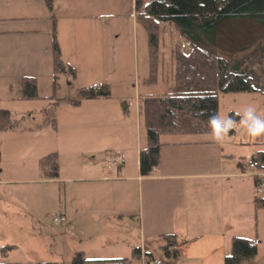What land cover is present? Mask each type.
<instances>
[{
    "label": "rangeland",
    "instance_id": "374dc122",
    "mask_svg": "<svg viewBox=\"0 0 264 264\" xmlns=\"http://www.w3.org/2000/svg\"><path fill=\"white\" fill-rule=\"evenodd\" d=\"M134 1L51 0L49 9L44 0H0V27L10 28L16 18L22 19L17 24H26L25 18L34 17L41 31L39 36L0 38V124L16 123L20 129L0 131V180H8L0 182V245H15L5 258L0 254V262L71 264L74 252L84 249L85 255L93 259L126 257V264H142L141 259L130 258V249L124 244L108 246L85 239L80 242L77 229L54 222V215L59 213L56 202L61 182L33 180L39 178L38 158L49 152L59 156L63 174L74 171L80 177L89 170L84 164L73 166L70 158L85 162L92 155L95 159L108 157L116 161L118 157L124 158L121 150L130 153L135 151L137 143L145 145L144 109L150 101L171 90L175 67L173 49L179 45L186 50L189 38L182 36L172 24L160 23L158 70L155 82L148 83L147 34L134 21ZM233 20H244L253 26L256 34L264 32L251 18ZM54 39L61 60L75 70L74 79L68 73H60L55 85L52 83ZM8 50L11 53L5 57L4 52ZM23 76L36 78L40 98L17 99ZM102 83L109 86L108 98L88 100L78 95L80 89ZM51 94L52 99L43 98ZM218 95L221 117L229 110L243 111L240 104H231L225 97L222 99V93ZM49 108L54 112L55 129L42 125V110ZM259 113L264 114V104ZM73 123L85 124V127L71 131L68 126ZM36 125L40 128L36 129ZM235 131L231 141L247 139L239 126ZM170 137L163 134L159 140ZM252 141L257 144L223 145L225 154L231 155L224 162H229L230 170L240 175V216L234 224L228 223V227L239 228L238 233L244 237L258 236L257 255L251 263L244 264H264V209L257 208L254 201L255 197L264 196L257 191V186H264V175L255 186L259 169L253 171L247 165L255 151L264 150V136ZM100 145L108 148L102 153ZM13 204L23 206L28 214L27 223L20 216L3 212ZM162 245L161 239L149 242L154 260L166 259Z\"/></svg>",
    "mask_w": 264,
    "mask_h": 264
},
{
    "label": "crops",
    "instance_id": "0c3cea01",
    "mask_svg": "<svg viewBox=\"0 0 264 264\" xmlns=\"http://www.w3.org/2000/svg\"><path fill=\"white\" fill-rule=\"evenodd\" d=\"M12 21L14 22L10 28L0 27V38L18 39L41 34L38 29L39 24L34 17L25 18L23 21H27L26 24H17L20 23L18 21H22L21 18ZM261 44H263V52L259 57L257 45L242 54L249 57L248 73L256 91L222 93V99L225 97L229 103L240 104L243 108L253 106L257 115L264 118V114L259 113L264 104V100H259L264 99V43L262 40L258 47ZM10 53L11 50L4 52L5 57ZM97 99L105 98L88 100ZM259 101H261L260 106ZM231 111L242 112L229 110ZM36 126V129L40 128ZM68 127L73 131L76 128L85 127V124L79 126L73 123ZM17 130L20 131L18 127L9 129L14 132ZM29 130L32 129L29 128ZM163 134L171 137L160 141V136ZM235 134L234 130L228 135L231 138L225 139L222 143H216L210 134L161 133L158 136V165L148 176L140 174L139 151L145 145L137 143L135 151L128 153L121 150L124 158L118 157L116 161L108 157L98 158V160L92 155L85 162L70 158L73 166L84 164L89 170L85 173L86 175L80 177H76L74 171L73 174L71 172L63 174L57 155L58 178L44 179L38 169L39 178L33 180H40L42 183L61 182L62 186L56 203L58 212L64 215L65 221L60 223L64 228L77 229L79 239L81 238L80 242L85 239L108 246L121 243L130 249V258L131 250L136 248L140 252L139 259L142 260V264H145L153 259L149 252L151 250L149 242L153 239L163 240L162 249L166 243L165 236H171L178 247L177 251L166 254L162 250L166 259H156L159 264H223L224 257L230 252L228 247H230L231 238L245 236L238 233L239 228L235 230L228 227V223L234 224L240 216V175L236 170H230L232 166L229 162H224L226 157L230 158L231 155L225 154L223 145L251 147L250 144H257L249 136L247 139L231 141ZM99 147L102 153L108 148L103 145ZM121 160H123L122 163ZM259 171L264 175V170ZM260 177L254 181L255 186ZM0 182H8V180H0ZM3 212L20 216L27 223L28 214H25L26 211L22 205L13 204L11 208ZM256 237L258 236L244 238L252 239L260 244ZM5 245H13L15 248L14 244L8 243L0 246ZM75 252H82L85 255L84 249H78ZM38 263L49 262L40 261L36 264Z\"/></svg>",
    "mask_w": 264,
    "mask_h": 264
},
{
    "label": "trees",
    "instance_id": "16d2710c",
    "mask_svg": "<svg viewBox=\"0 0 264 264\" xmlns=\"http://www.w3.org/2000/svg\"><path fill=\"white\" fill-rule=\"evenodd\" d=\"M44 1L51 9V0ZM133 9L135 22L140 24L147 34L148 83L156 80L160 23L172 24L182 36L189 38L186 50L179 45H175L173 49L175 67L171 90L150 101V108L147 106L144 109L146 144L139 151V171L142 176H148L158 165V136L161 133L210 134L208 118L212 114H218L219 93L256 91L248 73L249 57L242 54L257 45L259 57L263 52V44L259 47L258 44L264 32L256 34L252 25L244 20L233 19L251 18L264 28V0H135ZM229 20L233 21L225 24ZM246 28L247 32L244 31ZM207 36L210 40L206 39ZM236 38L238 41H235ZM52 65L53 85L56 84L60 73H68L74 79L75 70L61 60L55 39L52 46ZM20 87L18 100L40 98L36 78L22 77ZM78 95L85 99L108 98L110 90L108 84L102 83L80 89ZM43 98L52 99L53 94ZM42 113V125L47 124L55 129L53 109H43ZM234 113L231 111L228 115L234 116ZM234 118L239 119L235 116ZM17 127L16 123L0 124V131ZM36 127L39 128L40 125ZM251 159L258 162L259 170H264V150L254 152ZM38 169L44 179L58 178L57 154L52 152L40 157ZM255 206L264 208V196L255 198ZM165 241L162 250L168 254V247L175 243L171 236H165ZM257 244L258 242L252 239L232 237L230 252L224 257L223 264L251 263L257 254ZM13 248L14 246L10 245L0 247L2 258ZM131 258H140L138 249L131 250ZM71 264H126V259H90L82 252H75L71 257Z\"/></svg>",
    "mask_w": 264,
    "mask_h": 264
},
{
    "label": "clouds",
    "instance_id": "9594fccd",
    "mask_svg": "<svg viewBox=\"0 0 264 264\" xmlns=\"http://www.w3.org/2000/svg\"><path fill=\"white\" fill-rule=\"evenodd\" d=\"M234 116L239 119H235ZM234 116L221 117L218 114L209 116L208 126L214 142H224L229 133L236 130L238 126L244 134L253 139L264 136V118L257 115L253 106L245 107L242 112L234 113Z\"/></svg>",
    "mask_w": 264,
    "mask_h": 264
},
{
    "label": "built area",
    "instance_id": "2783aa9c",
    "mask_svg": "<svg viewBox=\"0 0 264 264\" xmlns=\"http://www.w3.org/2000/svg\"><path fill=\"white\" fill-rule=\"evenodd\" d=\"M123 162V160H121V163ZM247 165L249 168H251L253 171H257L258 170V162L254 159H251L247 162ZM259 173H256V177H260L262 176L261 172L258 171ZM257 191L260 192V193H264V186L261 187V185L257 186ZM53 221L54 222H64L65 221V218H64V215H62L61 213H57L54 215V218H53ZM177 245L174 244L170 247H168L167 251L169 253H172V252H175L177 251ZM145 264H159V261L158 260H151V261H148L147 263Z\"/></svg>",
    "mask_w": 264,
    "mask_h": 264
}]
</instances>
